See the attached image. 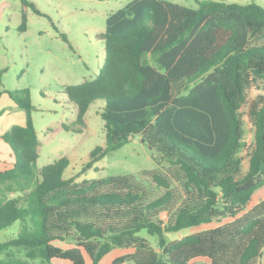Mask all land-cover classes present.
Listing matches in <instances>:
<instances>
[{
  "label": "trees",
  "instance_id": "16d2710c",
  "mask_svg": "<svg viewBox=\"0 0 264 264\" xmlns=\"http://www.w3.org/2000/svg\"><path fill=\"white\" fill-rule=\"evenodd\" d=\"M18 30H26L24 13ZM100 36L104 61L96 76L64 86L77 125L92 102L104 101V145L91 150L85 167L138 135L167 172L78 182L63 178L66 157L36 170L29 89L0 91L26 115L0 137L12 158L0 168V230L21 226L0 242V264H85L84 255L98 264L115 247L134 250L110 264H258L264 199L250 204L264 185V7L131 0L107 15ZM141 230L157 235V248ZM68 239L70 248L54 244Z\"/></svg>",
  "mask_w": 264,
  "mask_h": 264
},
{
  "label": "rangeland",
  "instance_id": "374dc122",
  "mask_svg": "<svg viewBox=\"0 0 264 264\" xmlns=\"http://www.w3.org/2000/svg\"><path fill=\"white\" fill-rule=\"evenodd\" d=\"M26 1L31 2L39 13L31 6L24 5L23 0H0V64L6 66L0 77V87L8 90L29 89L33 107L30 114L38 140L36 170L60 157H66L69 163L63 171V178L74 177L78 182L115 174L138 176L146 170L167 172V164L155 161L157 154L141 142L138 135L86 168L91 150L104 145L103 120L100 117L104 101L92 102L84 115V124L77 125L75 106L64 92L65 85L79 84L96 76L104 61V42L100 33L104 31L106 17L131 0ZM167 1L196 8L199 0ZM222 1L252 2L264 7V0ZM22 13L26 17L25 31L18 30ZM63 35L66 39H63ZM64 125L69 128L66 129ZM262 199L264 185L253 193L250 206ZM229 219L166 233L165 237L169 241L179 239ZM20 229V223L15 222L0 230V242L17 236ZM137 235L151 248H157V235L148 234L145 230ZM54 244L68 248L74 242L68 239L55 241ZM130 248L115 247L98 264H110L117 255L129 252ZM50 263L71 264L58 258ZM126 264L134 262L128 261Z\"/></svg>",
  "mask_w": 264,
  "mask_h": 264
},
{
  "label": "crops",
  "instance_id": "0c3cea01",
  "mask_svg": "<svg viewBox=\"0 0 264 264\" xmlns=\"http://www.w3.org/2000/svg\"><path fill=\"white\" fill-rule=\"evenodd\" d=\"M1 35L2 34H0V36ZM0 69H3L5 71L6 66H4V64H0ZM2 90H8V89H2L0 87V91H2ZM25 120H26L25 112L23 110H21L20 108H18L17 105L13 102V100L6 93H0V137L12 125H24ZM0 148L2 149V150H0V168H4V167L9 166L12 158L10 157V148L1 139H0ZM70 247H72V246H70ZM70 247H68V248H70ZM63 249H66V248H63ZM133 250H134V248H130V251L126 252V253H131V252H133ZM110 251H112V250H110ZM126 253H124V254H126ZM263 253H264V248H263L262 255L259 259L258 264H264ZM121 255H123V254H121ZM118 256H120V255H117L116 257H118ZM84 258H85V264H91L90 259L86 255H84ZM199 260H201V259H196V260L191 261L189 263L193 264L194 262H197ZM122 264H126V262H124Z\"/></svg>",
  "mask_w": 264,
  "mask_h": 264
}]
</instances>
